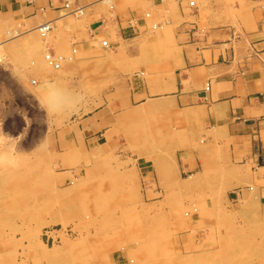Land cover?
Listing matches in <instances>:
<instances>
[{"label":"rangeland","instance_id":"rangeland-1","mask_svg":"<svg viewBox=\"0 0 264 264\" xmlns=\"http://www.w3.org/2000/svg\"><path fill=\"white\" fill-rule=\"evenodd\" d=\"M97 4L91 19L86 7L81 16L61 12L64 21L44 36L28 31L24 17L0 13V264H264V203L245 172L181 173V137L164 105L111 104L109 87L118 81L99 58L108 39L95 29L102 18L141 14L140 35L164 56L191 23L200 32L250 29L252 9L264 0ZM91 20L99 21L94 37L84 27ZM80 41L87 53L73 46ZM47 46L58 69L45 60ZM117 110L107 142L88 146L83 119L100 111L101 123ZM190 141L187 148L197 149L202 138Z\"/></svg>","mask_w":264,"mask_h":264},{"label":"crops","instance_id":"crops-1","mask_svg":"<svg viewBox=\"0 0 264 264\" xmlns=\"http://www.w3.org/2000/svg\"><path fill=\"white\" fill-rule=\"evenodd\" d=\"M73 1L79 6L78 0ZM98 1H84L85 18L91 19V10L103 6ZM62 2L0 0V13L24 17L30 30L44 22H50L54 29L57 22L64 21L60 19ZM115 2L119 4L121 0ZM45 7L49 10L45 11ZM101 21L95 28L97 36L107 38L109 48L99 58L109 64V71L118 81L109 87L110 99L117 98L111 104L118 109L147 102L152 106L164 105L168 127L181 137V141L175 142L181 173L195 176L210 169H241L247 172L244 180L255 186V196L264 203V166H256L258 156L264 153V8L252 9L253 26L241 29V33L218 25L200 32L198 23H191L177 41V49L172 48L164 56L152 52L151 41L140 35L141 21L145 24L141 14L128 19L110 16ZM98 22H85L84 27L90 30ZM52 40L57 41V35ZM73 46H80L86 53L89 49L85 41ZM47 50L55 56L53 48L47 46ZM95 59L91 55L85 57L87 62ZM129 75L131 79H127ZM119 112H110L101 123L100 111L83 119L81 136L88 146L95 147L101 140L107 142L110 124ZM104 114L106 111L101 113ZM109 137L115 139L120 134L112 131ZM198 137L202 138L201 146L187 148L190 139ZM149 167L150 180H155L157 173L152 161Z\"/></svg>","mask_w":264,"mask_h":264},{"label":"built area","instance_id":"built-area-1","mask_svg":"<svg viewBox=\"0 0 264 264\" xmlns=\"http://www.w3.org/2000/svg\"><path fill=\"white\" fill-rule=\"evenodd\" d=\"M62 1L63 2H62L61 10L63 13H65L66 15H73V16L79 15V16H81L83 7L75 6V2L73 0H62ZM188 7L193 9L195 7L194 1H190L188 3ZM51 29H52V26L43 27V31L41 32L42 36H44V34L50 32ZM88 33L90 36L94 37V33L92 30H89ZM101 46L105 49L109 48L107 41H102ZM53 57L54 56H52L51 54H46L45 59L55 69H58L59 65L57 63H55V60ZM206 90H208L207 87H206ZM256 166H264V153L260 154L258 156V158L256 160Z\"/></svg>","mask_w":264,"mask_h":264},{"label":"bare ground","instance_id":"bare-ground-1","mask_svg":"<svg viewBox=\"0 0 264 264\" xmlns=\"http://www.w3.org/2000/svg\"><path fill=\"white\" fill-rule=\"evenodd\" d=\"M102 1H104V2H106V3H112L114 0H102ZM66 18V17H65ZM56 21H59V20H56ZM45 26H52L51 25V23L50 22H44V23H39V24H37L36 26H34V28L32 29V30H30L31 28H29V30L30 31H33V30H35V31H37V32H42L43 31V27H45ZM49 33V32H48ZM47 34V33H46ZM46 34H44V35H46ZM33 44V43H32ZM46 56V55H45ZM46 60V59H45ZM49 64V63H48ZM50 65V64H49ZM59 104V103H58ZM263 170V169H262ZM7 172V171H6ZM236 172V171H235ZM242 172V171H241ZM263 172V171H262ZM9 173V172H8ZM245 173H247V172H245ZM6 174V173H5ZM242 174H244V173H242ZM264 179V178H263ZM257 182V181H256Z\"/></svg>","mask_w":264,"mask_h":264}]
</instances>
